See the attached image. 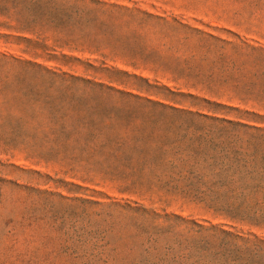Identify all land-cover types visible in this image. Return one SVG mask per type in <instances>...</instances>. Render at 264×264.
I'll list each match as a JSON object with an SVG mask.
<instances>
[{
	"label": "rangeland",
	"instance_id": "rangeland-1",
	"mask_svg": "<svg viewBox=\"0 0 264 264\" xmlns=\"http://www.w3.org/2000/svg\"><path fill=\"white\" fill-rule=\"evenodd\" d=\"M100 1L76 60L0 36L49 72L0 67V264H264V209L193 151L264 129V0Z\"/></svg>",
	"mask_w": 264,
	"mask_h": 264
},
{
	"label": "trees",
	"instance_id": "trees-1",
	"mask_svg": "<svg viewBox=\"0 0 264 264\" xmlns=\"http://www.w3.org/2000/svg\"><path fill=\"white\" fill-rule=\"evenodd\" d=\"M111 7L115 6L100 0H0V27L10 32L0 36L13 39L16 44L23 45L21 51L33 59L76 60L65 54L59 57L55 52L57 48L78 44L90 49H99L110 35L107 22L102 17L106 20L110 17L113 11ZM4 65H15L14 67L22 71L24 67L45 69L44 71L49 73L48 69L35 60L0 52V67ZM21 73V71L15 73V78L21 77ZM11 78L12 74L10 76L6 72L0 79V86L2 85L4 92L2 94L5 97L9 94L5 93L4 85H8ZM20 95L23 98L26 93L20 91ZM199 116L249 128L247 124L234 123L223 118ZM254 129L262 133L249 135L248 139L239 146L233 145V140L227 142L224 135L221 136L222 132H219L216 138L210 136L209 139L202 141H206L211 149L200 147L199 142L193 151L200 153L209 150L204 152L209 164L212 163L217 170L225 174L224 178L219 180L220 185L240 189L238 196L242 199L241 204L246 202V207L264 209V149L260 153L256 151L260 148V144L264 143V129L255 127ZM91 130V137L101 131L97 126H93Z\"/></svg>",
	"mask_w": 264,
	"mask_h": 264
}]
</instances>
